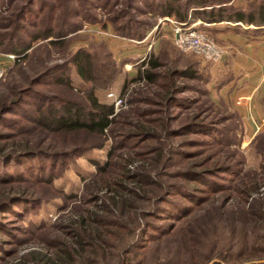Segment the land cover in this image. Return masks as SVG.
I'll list each match as a JSON object with an SVG mask.
<instances>
[{
    "label": "rangeland",
    "instance_id": "obj_1",
    "mask_svg": "<svg viewBox=\"0 0 264 264\" xmlns=\"http://www.w3.org/2000/svg\"><path fill=\"white\" fill-rule=\"evenodd\" d=\"M26 1L16 2L12 10V18H8L9 12L2 14L0 32H2L1 26H6L8 22L12 24L17 22L15 10ZM43 1H47L49 5L52 2V0ZM104 1L72 0V6L76 8V11L78 10V17L72 20L81 28L78 32L66 36L61 46L49 45V40L35 43L23 62L18 65L14 64L15 59L10 58L12 55L0 52V69L5 70V76L0 81V99L7 98L11 101L15 100L13 92L27 89L38 74L48 68L64 64L78 50H87L98 55L99 58L94 60V65L102 82L106 81V74L109 71L105 72L107 64L102 63L100 57L102 52L99 51V46H103L105 52L111 55L110 60L114 63L113 67L110 66V70L114 71L115 79L109 85L108 90L98 95L108 104H113L114 113L120 116V121L117 122L119 125L113 127L116 131H107L103 137L97 138L84 131L66 134L56 132L54 127L42 129L32 123L34 121L32 118H38L36 114L34 115V107L27 103L22 107L13 105L15 112L5 115V122L0 124V155L23 153L25 142H28L32 145L31 151L38 155L40 151L47 154L50 151L70 155L71 151L79 150V156L68 161L64 160L65 156H61L63 160L58 161L55 168L54 165L51 167V160H32L33 169L37 168L38 164H44L47 167L45 175L35 170L33 177L32 173L28 172L30 170H25V164L16 166V163L12 161L8 163V169L0 165V176L2 170L7 171L8 176L5 177L15 181L14 188L19 190V193L16 190L13 193L20 194L16 199H19L18 202L21 201L17 206H10L7 213L0 214V242L5 246V250L20 254L29 248L44 251L46 238L59 234V224L65 222L62 218L67 217L75 209L86 208L91 198L86 197L85 186L95 176L97 168L108 161L109 152L115 148V150H120L116 153H125L123 148L126 145H123L122 149L119 148L124 141L127 146H133L135 142H137L136 146H139V140L128 139L126 136L131 128L125 126L124 123H128L129 120L136 122L138 117L135 115L137 114H153L163 111L162 107L148 103L157 100L151 95L157 92L155 87L141 82L130 85L122 93L124 81L135 78L151 56L161 58L160 62L163 67L160 72L180 70L183 65H187L186 58H190L198 62L197 69L200 76L198 80L181 79L177 82L181 89L180 93L178 92L179 94L174 97L176 105L165 112L169 118H176V122L170 125L166 132L162 129L156 130L160 135L159 140L140 145L136 151L142 148L157 147L165 150L171 148L180 154L184 152L191 155L197 152V149L188 146V141L210 142L211 147L206 146L201 149L202 151L198 150L204 152V157L210 153L222 158L229 157L230 164L238 170L239 176L234 178L230 175H223L220 177L217 182H221L219 183L221 185L218 184V186L227 189H215L216 191L207 189L208 193H195L194 195L201 198L207 196L209 201L203 206L192 205V221L198 220V224L192 222L193 225L190 228L192 233L181 237L175 236L176 238L169 243L168 240H161L159 243L150 245L135 259V262L138 264H213L220 262L219 254H225L229 262L227 264H236L234 261H238L237 264L264 263V255H261L258 250L263 229L253 227V223L249 221L244 223L243 217L233 208L234 201L226 202L228 194L233 193L236 196L239 192L237 188L243 187L241 186L242 179L245 183L260 180L264 183V138L261 141L257 138L264 131V79L262 88L258 90L259 104L257 106L261 109L259 119L250 120L247 118V113L253 111V105L240 103L239 97L243 91L230 89V80L234 75L232 70L236 60L234 55H223L220 63L213 64L190 52L177 49L173 39V25L166 18L173 21L174 19L162 17L154 11L148 12L144 6L145 1L150 3L152 0H111L110 4L108 2L103 5ZM1 3L0 10L5 6L4 1ZM152 4L154 5V2ZM61 12L62 10L59 11V17L62 15ZM119 13L124 16L122 23L126 21L148 23L143 40L124 38L115 30L114 22ZM44 16L42 18H45ZM9 26L7 27L8 32L15 33L13 27L9 29ZM204 33L213 40L217 47L222 48L209 32L204 31ZM70 74L73 79L70 90L63 85L51 84L47 85L48 87H34L33 92L38 96L42 93L46 96H55L58 101L64 103L71 102L79 107H87L85 90L94 89L93 83H81L73 70ZM138 92L141 94L136 95ZM23 100L22 102H27ZM119 100L121 104L116 105ZM23 112L32 122L21 121ZM194 117H196L195 120ZM16 122L21 125H18L17 129L14 127L12 131ZM199 123L209 124L216 130L212 132L213 138L209 139L208 135H205L206 128L178 135L179 126ZM10 137L13 138L12 141H8ZM14 140L17 145L10 150L9 146ZM193 160L183 164L189 166ZM28 162L29 166L30 161ZM181 164L182 161L174 159L168 174L181 170L180 168L183 167ZM154 175L155 172L150 174L156 180ZM37 176L41 178L37 179ZM162 180L165 182L166 178L162 177ZM225 190L227 191L224 192ZM220 203L225 206L224 209L219 206ZM14 238H17V241ZM243 249L247 251L244 253ZM240 254L243 255L241 261H239ZM245 256H251L255 260H245Z\"/></svg>",
    "mask_w": 264,
    "mask_h": 264
},
{
    "label": "trees",
    "instance_id": "obj_2",
    "mask_svg": "<svg viewBox=\"0 0 264 264\" xmlns=\"http://www.w3.org/2000/svg\"><path fill=\"white\" fill-rule=\"evenodd\" d=\"M3 1L5 6L0 10V17L3 13L9 12L11 14L8 13V18H12V10L18 0H0V4ZM110 1L105 0L103 5L108 2L110 4ZM232 1L152 0L150 3L145 1L144 6L148 12L154 11L162 17H171L178 23L188 22L189 26L196 21H201L206 24L241 23L243 26H253L257 29L264 27V0H252L244 7L233 6ZM47 3L43 0H27L15 10L17 22L13 24L8 22L6 26H1L0 52L14 56V64L22 63L35 43L49 40V45L61 46L66 36L80 30L81 27L72 20L78 17V10L76 11V8L72 6V0H52L50 5ZM46 10L47 13H45ZM60 10L62 15L59 17ZM43 15L45 18H42ZM123 18L124 16L119 13L116 22L111 19L115 23V30L124 38L143 40L148 23H132L131 21L122 23ZM8 26L9 29L12 26L15 33L8 32ZM99 47V51L102 52L101 61L107 64L105 72L109 71L106 74V81L102 82L94 65V60L99 58L98 55L95 52L93 54L87 50H78L71 55L69 61L38 74L27 89L16 91L17 94L13 92L15 100L0 99V124L5 122V115L15 112L13 105L22 107L27 103L34 107V115L36 114L38 118H32L34 120L32 122L23 112L21 121H30L42 129L54 127L56 132L66 134L84 131L97 138L103 137L107 131L113 132L115 130L113 127L119 125L117 122L120 121V116L114 113L113 104H108L100 98L98 93L108 90L115 79L114 71L110 70V66L113 67L114 63L110 60L111 55L105 52V48ZM160 59L151 56L135 78L130 81L125 80L122 84V93L130 85L141 82L155 87L157 92L151 95L157 100L148 103L163 108V111L153 114H137L136 122L129 120L128 123H124L131 128L126 136L128 139L139 140V146L159 140L160 135L156 130L162 129L166 132L167 128L176 122V118H169L165 112L176 105L174 97L180 93L181 89L177 82L181 79L198 80L200 76L197 69L198 62L190 58H186L187 65H183L182 69L167 72H160L163 67ZM71 70L81 83L92 82L94 85V89L85 90L87 107H79L71 102L64 103L58 101L55 96H46L42 93L38 96L33 92L34 87H48L47 85L51 84L63 85L66 89L71 88L73 83ZM138 94L141 92L136 93ZM18 125L21 124L14 123L11 130L13 131L14 127L17 129ZM201 128L207 129L205 135H208L209 139L213 138L212 132L216 130L204 123L181 125L177 133L181 136L190 131H199ZM257 138L261 141L264 138V131ZM12 139L10 137L8 141ZM11 143L10 150L17 145L15 140ZM25 143L23 153L0 155V165L8 169V163L12 161L16 163V166L25 164V170H30L28 172L32 173L33 177V172L36 173V171H41L42 175H45L47 167L44 164H38L37 168L33 169L32 160H51V167L54 165L55 168L57 162L63 160L61 156H65V161L79 156V150L71 151L70 155L50 151L48 154L40 151L38 155L31 151L32 145ZM187 143L188 146L197 149V152L188 155L184 152L181 154L175 152L171 148L165 150L157 147L136 151L139 147L136 146L137 142L133 146H127L126 141L122 142L119 148L122 149L123 145H126L128 148H123L126 152L118 154L116 152L120 150L115 148L109 152L108 161L97 168L95 176L85 186V195L91 198L86 208L75 209L68 215L70 217L62 218L65 222L59 224V234L46 238L44 241L45 250L29 248L20 254L5 250V246L0 242V264H138L135 259L150 245L159 243L161 240H168L169 243L176 238L175 236L181 237L192 233L191 226L193 223L198 224V220L192 221V205L203 206L209 201L207 196L201 198L194 194L208 193L207 189L214 191L227 189L218 186L221 183L217 182L220 177L230 175L235 178L239 174H237L238 170L230 164L229 157L222 158L212 153L204 157V152L198 149L211 147L210 142L188 141ZM14 157L17 158L12 160ZM174 159L182 161L183 167L180 168L181 170L174 171L173 174H168ZM192 159L196 161L193 160L189 166L183 164ZM28 161H30L29 166ZM1 172L0 214H5L13 205L17 206L21 201L18 202L19 199H16L20 194L13 193L14 190L19 193V190L14 188L15 181L5 177L8 176L6 170ZM154 172L156 180L150 176ZM162 177L169 182L166 180L164 182ZM261 181L245 183L242 179L243 187H236L239 191L236 196L233 193L228 194L226 202L234 201L233 208L243 217L244 223L249 221L253 223V227L263 229L258 250L261 255H264V183ZM219 206L222 209L225 207L222 203ZM14 239L17 241V238ZM243 250L244 253L247 251ZM218 257L220 262L213 264L229 263L225 254H219ZM240 257L239 261L243 259V255L240 254ZM245 257V260H255L251 256ZM234 262L238 263V261Z\"/></svg>",
    "mask_w": 264,
    "mask_h": 264
},
{
    "label": "crops",
    "instance_id": "obj_3",
    "mask_svg": "<svg viewBox=\"0 0 264 264\" xmlns=\"http://www.w3.org/2000/svg\"><path fill=\"white\" fill-rule=\"evenodd\" d=\"M252 0H233L235 7H244ZM192 25L201 31H207L222 47L224 55H234L233 78L230 89L243 91L240 103L253 105V111H248L247 118L259 119V92L264 79V27L243 26L241 23L206 24L196 21ZM260 30V31H259ZM227 87V86H226ZM242 100H244L242 102Z\"/></svg>",
    "mask_w": 264,
    "mask_h": 264
},
{
    "label": "built area",
    "instance_id": "obj_4",
    "mask_svg": "<svg viewBox=\"0 0 264 264\" xmlns=\"http://www.w3.org/2000/svg\"><path fill=\"white\" fill-rule=\"evenodd\" d=\"M173 26L174 44L180 51L190 52L195 56L202 58L206 62L218 64L221 62L224 52L217 47L213 40L209 38L203 31L196 29L194 25H188V22L178 23L175 20H169ZM11 59L15 57L11 56ZM5 76V70L0 69V81ZM121 104V100L116 105Z\"/></svg>",
    "mask_w": 264,
    "mask_h": 264
}]
</instances>
